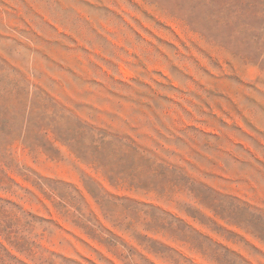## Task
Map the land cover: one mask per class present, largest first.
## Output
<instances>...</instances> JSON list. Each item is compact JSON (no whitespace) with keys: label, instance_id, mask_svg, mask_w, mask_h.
<instances>
[{"label":"rangeland","instance_id":"374dc122","mask_svg":"<svg viewBox=\"0 0 264 264\" xmlns=\"http://www.w3.org/2000/svg\"><path fill=\"white\" fill-rule=\"evenodd\" d=\"M0 264H264V0H0Z\"/></svg>","mask_w":264,"mask_h":264}]
</instances>
